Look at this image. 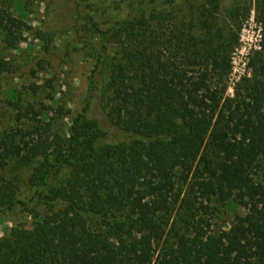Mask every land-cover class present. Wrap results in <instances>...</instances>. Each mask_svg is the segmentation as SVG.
Returning <instances> with one entry per match:
<instances>
[{
  "label": "trees",
  "instance_id": "1",
  "mask_svg": "<svg viewBox=\"0 0 264 264\" xmlns=\"http://www.w3.org/2000/svg\"><path fill=\"white\" fill-rule=\"evenodd\" d=\"M254 1L261 48L233 97L249 0H129L110 25L87 21L86 93L63 134L10 93L17 127L0 134V215L29 202L50 212L0 237V264H264V0ZM74 3L78 15L84 0ZM25 30L0 10L7 48ZM8 72L0 61V87ZM12 161L33 166L29 202L5 174ZM221 207L243 212L217 230Z\"/></svg>",
  "mask_w": 264,
  "mask_h": 264
},
{
  "label": "rangeland",
  "instance_id": "2",
  "mask_svg": "<svg viewBox=\"0 0 264 264\" xmlns=\"http://www.w3.org/2000/svg\"><path fill=\"white\" fill-rule=\"evenodd\" d=\"M128 2L84 0L82 11L77 15L74 0H0V10L4 9L26 22L22 40L15 49L5 46V35L0 32V61L4 60L9 67L0 87V134L17 127L12 92L42 109L44 119H52L57 133L69 131L74 116L82 107L91 69V60L84 53L91 39L85 25L91 20L102 27L110 25L125 15ZM249 2L251 12L243 21L239 42L231 54L232 70L227 81V95L230 97L234 96L237 85L250 77V57L261 48L263 32L257 20V3L254 0ZM40 31L49 35L41 36ZM31 86L40 87L37 94ZM59 106L65 109L60 117L53 113ZM32 169V165L12 161L5 170L8 179L17 183L18 197L28 202L33 197ZM49 210L41 203L29 202L5 211L0 215V237L8 235L13 228L31 231L38 217L45 216ZM242 212L240 208L234 211L221 207L214 218L215 229H227L235 214ZM180 215L179 206H175L171 224Z\"/></svg>",
  "mask_w": 264,
  "mask_h": 264
}]
</instances>
